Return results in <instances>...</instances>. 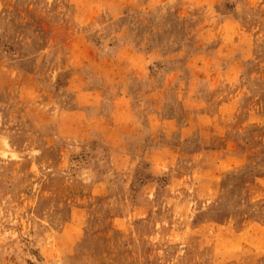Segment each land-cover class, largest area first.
<instances>
[{
    "label": "rangeland",
    "instance_id": "1",
    "mask_svg": "<svg viewBox=\"0 0 264 264\" xmlns=\"http://www.w3.org/2000/svg\"><path fill=\"white\" fill-rule=\"evenodd\" d=\"M0 264H264V0H0Z\"/></svg>",
    "mask_w": 264,
    "mask_h": 264
}]
</instances>
